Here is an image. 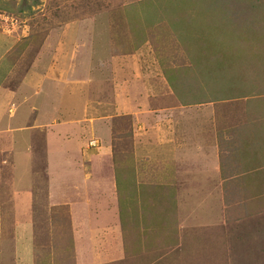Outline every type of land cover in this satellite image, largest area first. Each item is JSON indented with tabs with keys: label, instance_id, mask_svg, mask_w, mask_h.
Here are the masks:
<instances>
[{
	"label": "rangeland",
	"instance_id": "obj_1",
	"mask_svg": "<svg viewBox=\"0 0 264 264\" xmlns=\"http://www.w3.org/2000/svg\"><path fill=\"white\" fill-rule=\"evenodd\" d=\"M0 264H264V0H0Z\"/></svg>",
	"mask_w": 264,
	"mask_h": 264
},
{
	"label": "crops",
	"instance_id": "obj_2",
	"mask_svg": "<svg viewBox=\"0 0 264 264\" xmlns=\"http://www.w3.org/2000/svg\"><path fill=\"white\" fill-rule=\"evenodd\" d=\"M81 109H82V106L80 107V109L77 110V112H79L81 114V118H87L90 121H91V119H94V118L97 120V115L95 114L96 112L91 111V113H89V111L84 112L83 110L81 111ZM78 116H79V114H78ZM96 124H97V122L95 123V128H97Z\"/></svg>",
	"mask_w": 264,
	"mask_h": 264
},
{
	"label": "trees",
	"instance_id": "obj_3",
	"mask_svg": "<svg viewBox=\"0 0 264 264\" xmlns=\"http://www.w3.org/2000/svg\"><path fill=\"white\" fill-rule=\"evenodd\" d=\"M221 1V0H220ZM230 0H227V2H229Z\"/></svg>",
	"mask_w": 264,
	"mask_h": 264
}]
</instances>
